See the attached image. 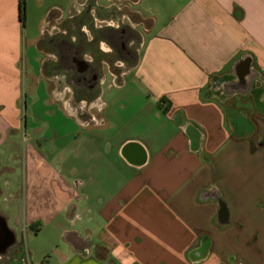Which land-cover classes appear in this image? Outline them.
<instances>
[{
    "label": "crops",
    "instance_id": "0c3cea01",
    "mask_svg": "<svg viewBox=\"0 0 264 264\" xmlns=\"http://www.w3.org/2000/svg\"><path fill=\"white\" fill-rule=\"evenodd\" d=\"M27 1L0 0V147L21 126L41 41L66 20L45 13L30 33ZM116 2L129 18L118 15L120 35L124 25L138 35L128 43L135 56L120 58L129 67L91 102L93 169L53 190L60 264H264V0ZM56 96L69 104L68 93ZM30 163L12 191L23 220L10 224L0 210L10 232L0 264H39L15 227L28 229L27 199L37 203L40 170Z\"/></svg>",
    "mask_w": 264,
    "mask_h": 264
},
{
    "label": "rangeland",
    "instance_id": "374dc122",
    "mask_svg": "<svg viewBox=\"0 0 264 264\" xmlns=\"http://www.w3.org/2000/svg\"><path fill=\"white\" fill-rule=\"evenodd\" d=\"M27 10L30 18V33H37L39 24L42 23V16L45 13L49 16L52 11V16L57 17L61 14L66 18L65 21L57 22L56 31H65V23H68L73 27L84 29L82 33L88 39L94 37L93 30L116 29L118 15L121 19L123 16V11L117 10L116 0H28ZM128 19L127 11H124L123 20ZM48 26L49 24L46 23L45 27ZM104 45L110 50L106 51ZM88 50L87 58L102 57V80L97 93L92 94L90 91L82 97L79 96V92H75L78 96L74 94L72 88L63 79L55 78L58 80L57 83H62L58 90L64 95L69 94V104L64 101V97L56 96V91L51 90L54 88V80L47 78L46 81L39 75V62L34 60L36 48L28 50L29 57L34 60L31 67L35 68V73L26 75L25 78L24 94L20 102L21 126L18 129H10L7 140L0 147V155L5 156V160L0 161V169L4 166L10 168L4 172L0 182L2 189L5 188L3 195L0 196V210L10 217V224H13V221L17 222V215L19 220L24 218V214L18 213L13 207L15 197L12 191L21 181V177L17 176V169L23 171L26 168L29 174L32 173L33 166L30 161L33 160L35 168L40 170L41 180L34 188L38 194L35 207L33 198L27 199V208L31 207L27 213L28 229L22 232L20 226H15L20 239L24 233L34 260L39 264H60L64 258L62 254L65 250V242L60 235L64 217L59 211H54L53 190L62 186L63 180L69 181L75 187L74 181L83 180L82 172L87 168L93 169L91 165L93 163L88 160L85 151V140L91 137L88 132H96L94 131L96 128L90 127L96 122L95 118L90 117V109L93 108L90 106L91 102L93 103L103 90L111 88L113 75H118L129 67L128 63L121 62L118 57L115 58L110 41L104 38L100 40L99 45L91 46ZM48 54L55 57L51 50ZM46 82H49L50 87ZM82 100L87 102L82 112H79L77 106ZM98 108L93 110L95 115L98 113ZM27 184L31 193L33 183L29 178ZM39 205L41 207H38ZM80 228L81 225H78L76 229L80 230Z\"/></svg>",
    "mask_w": 264,
    "mask_h": 264
},
{
    "label": "flooded vegetation",
    "instance_id": "af4514ba",
    "mask_svg": "<svg viewBox=\"0 0 264 264\" xmlns=\"http://www.w3.org/2000/svg\"><path fill=\"white\" fill-rule=\"evenodd\" d=\"M83 30L65 23V31L58 30L41 41L44 57L39 63V75L46 81L54 80V88L51 90H58L62 83H57V81L63 79L72 88L74 94L79 92V96L84 97L90 91L92 94L97 93L103 76L102 57L94 56L89 59L86 56L89 47L99 45L103 38L110 41L115 58L125 60L134 58V48L130 47L128 43L131 39L138 38V35L128 25L122 27L121 35L119 30L114 28L112 30H93L94 37L92 39H88L82 33ZM103 47L106 51L110 50L105 45ZM49 50L55 54V57L47 58L45 56ZM46 83L49 85V82ZM76 95L78 96V94ZM8 237L9 232L6 234V238Z\"/></svg>",
    "mask_w": 264,
    "mask_h": 264
},
{
    "label": "water",
    "instance_id": "95a60500",
    "mask_svg": "<svg viewBox=\"0 0 264 264\" xmlns=\"http://www.w3.org/2000/svg\"><path fill=\"white\" fill-rule=\"evenodd\" d=\"M0 232H1L0 236H1L2 238H4V239H8V238H10V232H9V230H8V228H7L6 223L4 222L3 219H1V217H0ZM8 232H9V237L6 238V234H7Z\"/></svg>",
    "mask_w": 264,
    "mask_h": 264
},
{
    "label": "built area",
    "instance_id": "2783aa9c",
    "mask_svg": "<svg viewBox=\"0 0 264 264\" xmlns=\"http://www.w3.org/2000/svg\"><path fill=\"white\" fill-rule=\"evenodd\" d=\"M238 264H246L245 262H239Z\"/></svg>",
    "mask_w": 264,
    "mask_h": 264
}]
</instances>
